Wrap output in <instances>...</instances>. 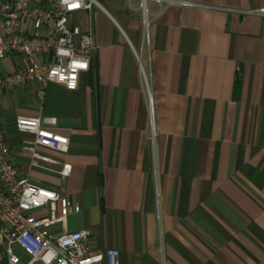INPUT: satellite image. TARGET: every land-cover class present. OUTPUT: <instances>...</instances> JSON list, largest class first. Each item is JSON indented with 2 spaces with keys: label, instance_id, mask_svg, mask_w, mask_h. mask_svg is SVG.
I'll list each match as a JSON object with an SVG mask.
<instances>
[{
  "label": "crops",
  "instance_id": "crops-1",
  "mask_svg": "<svg viewBox=\"0 0 264 264\" xmlns=\"http://www.w3.org/2000/svg\"><path fill=\"white\" fill-rule=\"evenodd\" d=\"M99 1L109 16L93 11L97 51L78 90L51 84L39 101L29 85L2 100L20 176L80 208L50 230H87L118 264H264V16L251 13L264 0H147L148 42L140 0ZM19 115L69 138L65 154L38 149L70 164L68 179L30 167Z\"/></svg>",
  "mask_w": 264,
  "mask_h": 264
},
{
  "label": "built area",
  "instance_id": "built-area-1",
  "mask_svg": "<svg viewBox=\"0 0 264 264\" xmlns=\"http://www.w3.org/2000/svg\"><path fill=\"white\" fill-rule=\"evenodd\" d=\"M146 1L140 0L139 10L144 40L148 42ZM152 1L162 7L192 5L178 0ZM95 9L109 16L97 0H0V247L4 264H118L119 250L97 248L87 230L60 234L50 230L79 213L80 208L55 191L20 176L10 159L1 118L4 95L18 88L34 86L39 101L51 84L70 93L78 90L80 76L89 71L97 51ZM251 13L264 16V9ZM135 57L143 73L136 53ZM8 58L15 63L10 73L1 70ZM143 80L153 129V98L144 73ZM54 124L53 119L24 115L15 118L16 129L33 137L31 144L22 148L30 154V167L66 180L72 166L38 150L60 154L68 151L69 138L52 131ZM40 210L45 212L44 217L35 215Z\"/></svg>",
  "mask_w": 264,
  "mask_h": 264
},
{
  "label": "rangeland",
  "instance_id": "rangeland-1",
  "mask_svg": "<svg viewBox=\"0 0 264 264\" xmlns=\"http://www.w3.org/2000/svg\"><path fill=\"white\" fill-rule=\"evenodd\" d=\"M99 1V0H98ZM100 2V1H99ZM138 57H139V59L141 60V53L139 52L138 54ZM141 62V61H140ZM141 63H143V64H141V67H142V71H143V73L145 74V76L147 77V72H146V69L144 68V62L142 61ZM143 73L141 72V70H139V74H140V78L142 79V82H144V80H143Z\"/></svg>",
  "mask_w": 264,
  "mask_h": 264
}]
</instances>
